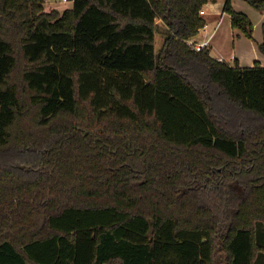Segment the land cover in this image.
<instances>
[{"label": "trees", "instance_id": "obj_1", "mask_svg": "<svg viewBox=\"0 0 264 264\" xmlns=\"http://www.w3.org/2000/svg\"><path fill=\"white\" fill-rule=\"evenodd\" d=\"M43 1L0 0V264H257L264 67L193 50L211 0Z\"/></svg>", "mask_w": 264, "mask_h": 264}, {"label": "crops", "instance_id": "obj_2", "mask_svg": "<svg viewBox=\"0 0 264 264\" xmlns=\"http://www.w3.org/2000/svg\"><path fill=\"white\" fill-rule=\"evenodd\" d=\"M231 4L234 10L239 13H243L247 16L246 13L248 11L254 12L258 13L264 19V13L258 12L243 0H231ZM224 5L225 2L220 3L216 0H211L203 8L201 17L205 20L206 25L200 33L203 32L204 37L207 38H205V40L200 43H206L205 49L210 50V55L212 58L217 59L218 61H220L221 59L224 60L222 54L223 49L221 48V45L219 43H217L218 45L216 46L214 40L222 30H225L220 39L223 40L226 45L232 44V49L229 54L231 58L233 57V60L231 62L238 61L241 67H253L256 63L264 67V54L259 50V45L264 42V24L261 25L262 30H259V28H256L255 25H253V40L247 39L238 30H231L230 27H228L226 31V25L224 23L226 18H228L229 16L223 10ZM223 26L225 27L222 29ZM261 26L259 25V27ZM190 42L200 44L195 42V38H193Z\"/></svg>", "mask_w": 264, "mask_h": 264}, {"label": "rangeland", "instance_id": "obj_3", "mask_svg": "<svg viewBox=\"0 0 264 264\" xmlns=\"http://www.w3.org/2000/svg\"><path fill=\"white\" fill-rule=\"evenodd\" d=\"M216 1L220 2V3L226 2V0H216ZM42 7H43V12L44 13H51L52 14V13L56 12V13L59 14V16H61L66 10L72 8V4L64 5V4H61L60 0H53L51 3H45L43 1ZM246 14H247L248 18L252 21L253 25H255L256 28H259V30H262V26L261 25L264 24V19L258 13H254V12H249L248 11ZM224 24L226 25V31H227L228 27H230V29L232 30L231 21H230L229 17L226 18ZM157 25L159 27V31L156 34L155 44H156L157 51H160L161 47H162V44H163L164 34H165L166 29H165V26L160 21L157 22ZM259 25L261 27H259ZM224 27L225 26H223L222 29ZM200 32H199L200 35L198 34L195 37V42H197V43H200V42L204 41L205 38H207V37H204V33L203 32L202 33H200ZM224 32H225V30H222L219 33V35L216 36V38L214 40V43H215L216 46L218 45L217 43H219L221 45V48L223 49L222 50L223 51L222 54H223L224 60L227 61V62H230V64H232L231 61L233 60V57L231 58V56L229 55L230 52H231V49H232V44L226 45L223 42V40L220 39V37H222ZM18 60H19V63H18L17 73H20V71L23 70L26 67V63L24 62L22 56H20V55L18 56ZM257 264H264V255L259 256Z\"/></svg>", "mask_w": 264, "mask_h": 264}, {"label": "built area", "instance_id": "obj_4", "mask_svg": "<svg viewBox=\"0 0 264 264\" xmlns=\"http://www.w3.org/2000/svg\"><path fill=\"white\" fill-rule=\"evenodd\" d=\"M53 0H44L45 3H51ZM61 4L67 5V4H72L74 0H60ZM189 44L192 46L193 50L195 52H201L206 48V43H200V44H195L189 42ZM220 62H225L223 59L220 60ZM233 63V62H231Z\"/></svg>", "mask_w": 264, "mask_h": 264}]
</instances>
